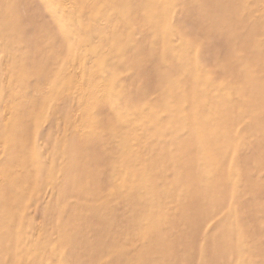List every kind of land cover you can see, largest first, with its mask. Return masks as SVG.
Masks as SVG:
<instances>
[{"label":"rangeland","instance_id":"rangeland-1","mask_svg":"<svg viewBox=\"0 0 264 264\" xmlns=\"http://www.w3.org/2000/svg\"><path fill=\"white\" fill-rule=\"evenodd\" d=\"M0 264H264V0H0Z\"/></svg>","mask_w":264,"mask_h":264}]
</instances>
